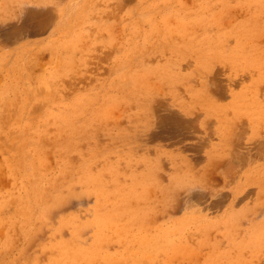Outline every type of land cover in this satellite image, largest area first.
<instances>
[{
    "label": "rangeland",
    "instance_id": "rangeland-1",
    "mask_svg": "<svg viewBox=\"0 0 264 264\" xmlns=\"http://www.w3.org/2000/svg\"><path fill=\"white\" fill-rule=\"evenodd\" d=\"M0 264H264V0H0Z\"/></svg>",
    "mask_w": 264,
    "mask_h": 264
}]
</instances>
